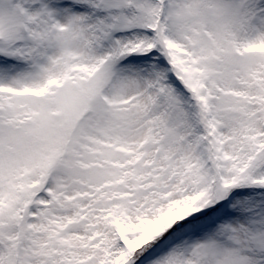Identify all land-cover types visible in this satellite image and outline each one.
I'll return each mask as SVG.
<instances>
[{
	"label": "snow or ice",
	"instance_id": "snow-or-ice-1",
	"mask_svg": "<svg viewBox=\"0 0 264 264\" xmlns=\"http://www.w3.org/2000/svg\"><path fill=\"white\" fill-rule=\"evenodd\" d=\"M0 264H264V0H0Z\"/></svg>",
	"mask_w": 264,
	"mask_h": 264
}]
</instances>
